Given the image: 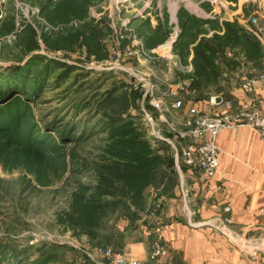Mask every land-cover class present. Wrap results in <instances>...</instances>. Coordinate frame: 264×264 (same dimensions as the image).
Listing matches in <instances>:
<instances>
[{"label":"rangeland","instance_id":"obj_1","mask_svg":"<svg viewBox=\"0 0 264 264\" xmlns=\"http://www.w3.org/2000/svg\"><path fill=\"white\" fill-rule=\"evenodd\" d=\"M63 1L66 0H0V76L12 70L18 75L23 73L28 91L33 92L34 88L39 90V99L31 111L33 119L23 122L22 130L25 131L22 136L4 133L7 122L4 121V112L0 113V264H85L84 258L87 259L89 252L95 248H112L121 253V241L136 240L140 225L145 227L150 224L152 227L159 222L160 212H155V206L158 201L164 202V194H170L177 186L175 168L169 174L163 169L160 170L153 186L145 194L144 207L138 212L136 220L128 214L125 200H121L117 209L107 210L106 217L102 220V228L95 232L94 238L78 234L62 221L63 215L70 210L72 194L75 193L77 184L91 189L86 196L96 186L94 164L101 162V150L107 138L106 124L114 119L112 115L121 113L124 118L137 114L133 108L126 112L120 106H102L108 94L115 92L114 96H118L121 93L120 84L124 81L121 75L87 69L89 63H100L110 55L107 11L102 15L100 23L81 24L79 28L63 33L41 32L38 36L37 31L44 28L43 24L55 26L71 20L81 21L87 16L89 8L103 0H76V3H80L79 7L83 5L86 8L83 17L77 18L68 12L66 20L49 22L48 9H54ZM167 4L170 8L173 5L181 8L176 16L180 32V20L187 17L195 22L216 21L220 27L224 22H237L260 48V60L249 63L247 56L241 55L237 57V68L232 71H226L223 62L217 59V86L205 88L203 91L191 86L180 97H186L188 101H202L205 96H219L229 89L241 86L242 79L248 73H264V44L256 38L248 23L250 18L255 17L257 10L262 9L257 5L264 7L262 0H152L151 17L157 24L154 30L148 29L149 17V20H130L131 26H138L139 34L142 28V31L146 30L150 34L146 36L150 37V48L162 44L170 34ZM43 6L47 8L44 15L41 13ZM142 6L143 2L126 10L123 17L130 19L136 14L131 10ZM238 8L242 12L237 14ZM258 13H264V10ZM259 24L264 26V21L260 19ZM199 26L201 30L198 40L202 37L211 38L216 33L207 24ZM85 27L102 30L98 44L105 53L103 59L98 60L89 55L82 42L72 51L52 49L43 42L44 37H53L52 40L65 38L77 34ZM217 34H223V29L218 30ZM180 37L181 33L177 42ZM32 41L38 46L30 50ZM56 52L63 53L66 59L76 64L72 66L75 67L72 72L67 69L70 67L68 64L47 57ZM226 55H230L229 51ZM184 59L192 64L191 49ZM193 78L192 75L191 79ZM179 115L181 113H171L169 117L178 119L181 117ZM135 120L138 121V118ZM52 121L59 122L60 128L67 126L75 134L76 143L61 147L54 134L56 141L53 145L54 153H51L40 147L41 143L30 139L32 135L27 136L31 124L42 126ZM91 133H94L92 137ZM145 134L150 145L162 157L170 158L174 163L173 152ZM163 135L169 136L165 132ZM248 252L251 253L250 250Z\"/></svg>","mask_w":264,"mask_h":264},{"label":"built area","instance_id":"obj_2","mask_svg":"<svg viewBox=\"0 0 264 264\" xmlns=\"http://www.w3.org/2000/svg\"><path fill=\"white\" fill-rule=\"evenodd\" d=\"M107 2V3H106ZM143 2V6L135 11L130 19L123 17V12L133 9ZM264 2V0H262ZM152 0H103L100 4L87 10V16L81 20H71L66 24L49 26L37 31L51 34L63 33L77 29L81 24L102 22V15L107 11V29L109 32V57L100 63H89L88 70L109 72L123 77V91L137 92L138 114L142 127L147 135L155 142L165 144L174 157L175 169L180 166L189 170H198L205 181H211L217 174L219 150L217 140L222 132H235L248 128L264 140V114L255 110L240 109L229 111L228 102L221 96L211 97L208 101H188L180 94L191 88L193 67L190 61H184L175 51V45L180 35L176 16L181 9L177 6L172 10L167 4L166 13L169 15L170 34L168 38L156 48L146 46L145 37L150 35L138 26H131L130 20L150 18L148 29L154 30L156 23L151 17ZM257 10L255 17L248 20L253 34L264 44V26H260L261 14ZM161 9V8H160ZM36 15L38 12L35 11ZM127 13V12H126ZM131 13V12H128ZM146 17V18H144ZM149 17V18H148ZM38 18V17H37ZM40 20V18H38ZM147 20V21H148ZM242 23V19H240ZM148 32V30H147ZM144 34V35H142ZM39 45L42 46L39 41ZM50 60L76 66L65 58L61 52L47 55ZM241 90L251 92L255 88H264V73L251 72L241 82ZM225 105L227 111L214 113L212 108ZM181 113L178 119H171L169 114ZM169 136L163 135V133ZM164 202L158 201L155 212H160ZM225 215L230 213V207L223 210ZM232 220L228 217L209 223V227L227 238L234 236L242 253L264 255V229L259 236L248 239L245 234L232 235L229 228ZM150 244V260L156 264H170L167 262L169 251L162 238L160 227L153 229ZM248 250L251 251L248 252ZM92 264H142L127 258L124 254L112 248H95L87 256Z\"/></svg>","mask_w":264,"mask_h":264},{"label":"trees","instance_id":"obj_3","mask_svg":"<svg viewBox=\"0 0 264 264\" xmlns=\"http://www.w3.org/2000/svg\"><path fill=\"white\" fill-rule=\"evenodd\" d=\"M79 4L76 3V0L63 1L54 9H48V19L44 17L51 23L66 20L68 12L76 15L77 18H81L84 16L86 8L83 5L79 7ZM46 9L43 6L42 15ZM200 24L211 26L216 33L211 38L202 37L198 40L201 30ZM180 25L181 37L175 45V51L185 60L184 58H187L191 49L194 77L191 86L196 90L203 91L205 88L217 86L219 72L215 64L217 59L223 62L226 71L237 68L239 63L237 57L241 55L243 57L246 55L247 59H245L249 63L260 60L258 52L260 48L257 42L237 22H224L220 27L216 21L195 22V20L187 17L185 20H180ZM221 28L223 34L219 35L217 32ZM101 31V29L85 27L77 34L68 35L65 38L52 40L53 37H44L43 42L49 48L65 51H72L82 42L89 55L101 60L105 57L104 51L98 44ZM34 38L33 34L32 39ZM145 39L146 46L150 48V37H145ZM160 39L156 40L160 41ZM34 41L31 43L30 50L36 49L38 46ZM227 51L230 54L228 57ZM74 68L70 66L67 69L72 72ZM120 90L121 93L118 96H114L115 92L108 94L102 106L114 105L116 108L120 106L126 112L129 108H133L137 114L124 118L121 113L112 115L114 119L106 124L107 138L101 150V162L94 164L96 186L89 196H86V193L88 194L91 189L89 190L85 185L78 183L75 193L72 194L70 210L63 215L64 218L62 219L73 231L91 238L96 237L95 232L102 228V220L106 217L107 210L109 208L117 209L121 200H125L128 205V214L134 216L136 220L138 212L144 207L145 194L153 186V181L158 172L163 169L169 174V171L174 168L173 160L162 157L146 139V132L138 114L140 95L137 92L123 91V83L120 84ZM37 91H39L37 88H34L33 92L28 91L23 80V73L18 75L12 70V72L1 74L0 113L4 112V121L7 122L4 133L23 135L25 131L22 130L23 122L33 119L31 111L39 99V92L37 93ZM222 95L219 96L223 97ZM209 99L205 96V100L202 101ZM135 117L138 118V121L135 120ZM58 123L52 121L42 126L31 124L27 136L32 135L30 139L41 143L39 146L51 153H54L55 135L58 137L61 147L76 143L75 134L73 135L67 126L60 128ZM59 129L61 130L59 131ZM93 135L94 133H91L90 137ZM163 145L161 146L166 148V145ZM84 259L85 264H92L86 258Z\"/></svg>","mask_w":264,"mask_h":264},{"label":"crops","instance_id":"obj_4","mask_svg":"<svg viewBox=\"0 0 264 264\" xmlns=\"http://www.w3.org/2000/svg\"><path fill=\"white\" fill-rule=\"evenodd\" d=\"M236 12H242L241 8ZM222 96L229 111L245 108L264 114V88L244 92L239 86ZM212 111L227 109L221 105ZM217 147L216 176L207 182L198 170L176 169L177 186L164 194L159 222L152 227L140 225L136 240L121 241V253L142 264H156L149 253L153 229L160 227L170 264H264V255L242 253L234 243L237 238H227L209 227V223L228 217L232 235L245 234L252 239L264 229V140L243 128L222 132ZM225 207H230L228 215L223 213Z\"/></svg>","mask_w":264,"mask_h":264},{"label":"bare ground","instance_id":"obj_5","mask_svg":"<svg viewBox=\"0 0 264 264\" xmlns=\"http://www.w3.org/2000/svg\"><path fill=\"white\" fill-rule=\"evenodd\" d=\"M176 8H177L176 5L171 6L172 10H175Z\"/></svg>","mask_w":264,"mask_h":264}]
</instances>
